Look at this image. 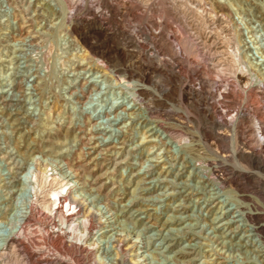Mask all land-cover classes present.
<instances>
[{"label": "rangeland", "instance_id": "1", "mask_svg": "<svg viewBox=\"0 0 264 264\" xmlns=\"http://www.w3.org/2000/svg\"><path fill=\"white\" fill-rule=\"evenodd\" d=\"M217 1L233 11L229 25L250 47L240 52L264 76V0ZM67 11L65 0H0V252L29 215L40 168L97 216L99 264L117 263L119 239L133 264H264L250 206L210 175L214 153L197 130L179 142L138 104L137 81L90 68ZM31 224L27 248L0 264H26V250L49 242Z\"/></svg>", "mask_w": 264, "mask_h": 264}, {"label": "bare ground", "instance_id": "2", "mask_svg": "<svg viewBox=\"0 0 264 264\" xmlns=\"http://www.w3.org/2000/svg\"><path fill=\"white\" fill-rule=\"evenodd\" d=\"M82 1L65 0L67 31L82 43L87 64L116 80L137 81L138 104L174 139L186 140L190 129L197 130L214 153L207 160L210 175L249 204L246 218L264 244L263 68L250 60L253 54L241 53L250 47L229 25L231 8L217 0H85L83 10ZM100 33L113 38H91ZM229 98L238 105L234 116ZM63 183L39 168L29 215L2 248L0 262L18 244L26 247L35 220L49 242L26 250V264H99L92 234L101 223L86 206L77 209ZM43 209L47 229V221L36 219ZM124 245L119 239L115 264L136 263Z\"/></svg>", "mask_w": 264, "mask_h": 264}]
</instances>
